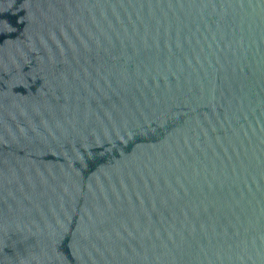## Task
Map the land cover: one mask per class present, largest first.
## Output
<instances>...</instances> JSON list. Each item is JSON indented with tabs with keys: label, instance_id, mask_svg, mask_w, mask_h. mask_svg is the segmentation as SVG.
<instances>
[{
	"label": "water",
	"instance_id": "1",
	"mask_svg": "<svg viewBox=\"0 0 264 264\" xmlns=\"http://www.w3.org/2000/svg\"><path fill=\"white\" fill-rule=\"evenodd\" d=\"M0 264H264V0H0Z\"/></svg>",
	"mask_w": 264,
	"mask_h": 264
}]
</instances>
